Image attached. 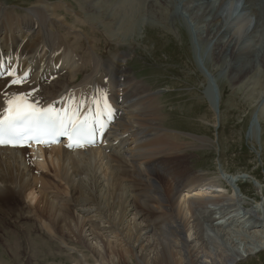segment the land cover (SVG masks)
<instances>
[{
    "label": "bare ground",
    "instance_id": "1",
    "mask_svg": "<svg viewBox=\"0 0 264 264\" xmlns=\"http://www.w3.org/2000/svg\"><path fill=\"white\" fill-rule=\"evenodd\" d=\"M49 1L37 0L25 14L0 2V62L14 68L16 78L26 77L20 85L11 84L13 77L0 80V112L12 95L25 94L40 107L109 110L115 120L101 146L0 148V208L9 197L35 203L24 204L21 220H32L25 210L36 212L37 228L59 241L57 249L67 250L74 264L124 258L132 264H234L264 250L263 179L221 167L213 178L191 171L178 133L162 126L158 96L136 79L126 50L107 55L96 46L103 40L109 51L125 49L139 30L177 34L180 23L197 59L210 60L233 89L255 90L264 85V0H84L85 19L77 15L72 25L60 18L68 5ZM213 72L205 94L217 123L223 97ZM255 100L264 106V90ZM263 108L254 114L251 137ZM250 182L257 194L239 190ZM7 208L0 214L10 218L14 212ZM18 243L5 241L14 255Z\"/></svg>",
    "mask_w": 264,
    "mask_h": 264
},
{
    "label": "rangeland",
    "instance_id": "2",
    "mask_svg": "<svg viewBox=\"0 0 264 264\" xmlns=\"http://www.w3.org/2000/svg\"><path fill=\"white\" fill-rule=\"evenodd\" d=\"M36 1L0 0V2L6 4L9 9L18 14H25ZM50 1V3L68 5L60 9V18H65L68 24H75L74 22L76 21L74 20L77 19V15L85 19L82 5L87 3L84 0V2L82 0H78L79 2H76V0ZM179 26L181 30H179ZM177 27V31H179L177 34L180 37H177V34H168L164 31L146 27V31H138L141 35L135 38L131 45L124 44L125 49H119L114 45L116 46L113 47L114 51H109L108 44L103 40H97V51L102 47V50L109 55L111 53L125 52L126 50L131 59L129 67L136 75V79L141 81L150 92L156 93L158 96L162 126L178 133L179 142L183 143L184 153L186 152V156L188 155L185 158V164L187 165V162H189L191 171L206 174L213 178V174L218 173L221 168H227L235 175L246 176V174H252L255 179H259H256L258 182L263 179L261 184L264 185V108L262 113H260L259 126L261 127L257 130L258 134L251 137L249 133L252 121L255 119L254 114L258 108L264 107H257L255 100L256 94L264 90V85L258 86L255 90L248 89V86L233 89L226 78L222 79L219 73L214 71L211 64L208 63L210 60L206 61V65L201 61L200 57L196 58L197 54H195L194 46L191 45L192 42L190 34L187 32L188 30L180 23ZM87 31L89 33L90 30ZM82 39L85 38L82 37ZM210 71H214L218 89L222 90L220 95L222 94L221 97H223L220 104V119H217V123L216 110L211 107L205 94L209 87L207 75L211 78ZM220 87L222 88L220 89ZM253 92L257 93L253 95ZM260 130L263 131L262 135ZM194 135L208 138L209 144L194 140L192 137ZM46 157L48 158L49 154ZM255 179L252 181L256 182ZM250 185L252 189L249 188ZM245 189L253 190L255 193V186L252 182L246 183L239 188L241 191ZM9 199L2 201V205H5L1 206L0 211L8 206V211H13L16 214L14 216L12 213L13 216L10 218L2 217V214H0V221H4L3 223L5 224L4 228H2L4 224H0L2 229L0 230V264H74L73 259L70 258L71 254L69 255L67 250L63 248L62 251L57 249L61 246L59 241L51 239L47 231L42 229L43 227L37 228L39 221L35 218L37 216L36 212L33 213L31 209H28L29 211L25 210V213L29 214L32 220L30 218L21 220L22 217L18 212L24 208V204L27 205L33 202L27 198H23L25 203L22 199L20 200L16 197H9ZM16 205L20 206L17 207ZM207 213L209 215V210L208 212L205 211L202 217L204 218ZM48 236L50 241L47 240ZM111 240H115L113 241L115 243H112L119 246L118 249L121 248L120 242H118L119 239ZM5 241L9 243L6 244L8 246L11 245L10 242H19L20 248H18L15 255L10 247H6ZM27 244H32L34 247L30 248ZM27 252L29 253L27 254ZM84 255L89 257L90 253L84 252ZM37 256L38 259H36ZM44 256L48 258H44ZM119 264L132 263L124 258ZM234 264H264V250L241 259Z\"/></svg>",
    "mask_w": 264,
    "mask_h": 264
},
{
    "label": "snow or ice",
    "instance_id": "3",
    "mask_svg": "<svg viewBox=\"0 0 264 264\" xmlns=\"http://www.w3.org/2000/svg\"><path fill=\"white\" fill-rule=\"evenodd\" d=\"M0 62V76L13 77L12 85H20L26 77L16 78L15 69L5 72ZM7 106L0 114V146L23 147L25 141L49 145L55 143V137L67 136L68 148H84L95 143V132L88 127V118L76 119L77 111L63 116L52 106L39 108L28 102L25 94L12 95ZM98 103V101H93ZM102 127V125H101Z\"/></svg>",
    "mask_w": 264,
    "mask_h": 264
}]
</instances>
